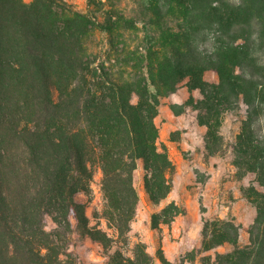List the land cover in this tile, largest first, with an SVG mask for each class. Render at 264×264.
<instances>
[{
    "label": "trees",
    "instance_id": "obj_1",
    "mask_svg": "<svg viewBox=\"0 0 264 264\" xmlns=\"http://www.w3.org/2000/svg\"><path fill=\"white\" fill-rule=\"evenodd\" d=\"M121 1L79 11L65 0H0V264H84L68 250L75 239L98 243L105 264H154L143 242L127 248L134 172L140 164L151 205L171 192L175 165L155 118L181 85L200 97L171 110L196 111L206 156L226 152L223 114L239 117L232 165L237 180L251 177L241 192L255 217L245 243L240 225L216 217L203 221L198 248L157 258L264 264V0H131L140 23ZM97 170L102 205L90 218L78 197L91 202ZM184 212L169 202L151 228Z\"/></svg>",
    "mask_w": 264,
    "mask_h": 264
},
{
    "label": "rangeland",
    "instance_id": "obj_2",
    "mask_svg": "<svg viewBox=\"0 0 264 264\" xmlns=\"http://www.w3.org/2000/svg\"><path fill=\"white\" fill-rule=\"evenodd\" d=\"M65 1L79 11L86 10L87 0ZM119 7L140 23L139 7L135 2L122 0ZM100 16L101 14L98 13V17ZM138 25L140 27V24ZM131 39L133 41L130 43L133 44L138 41L134 36H131ZM204 78L210 82L217 80L213 72H206ZM190 96L194 99L200 97L198 91L189 92L184 85H181L175 93L161 99L155 118L159 131L158 141L166 146L168 155L175 165L173 186L169 195L158 205H151L142 189L140 164L134 172V186L139 194V202L131 222L127 248H131L138 241L143 242L146 251L153 256L154 264H160L156 254L157 249H161L165 258L174 263L180 254L198 248L203 221L216 217L232 219L240 225L239 241L245 243L247 229L255 217V208L241 192V187L250 184L251 177L247 175L237 180L232 165L230 145L239 131V117L233 111L223 114L220 133L223 136L226 152L221 156H206L203 150L205 128L198 124L196 111L186 108L183 113L174 114L171 110L172 105H181ZM260 132L264 135V117L260 121ZM100 179L101 174L97 170L91 182V202H86L82 195L78 197L85 203L86 214L90 218L92 211L101 208L102 205ZM172 201L184 209V214L175 216L169 225L160 224L159 228L153 230L150 225L151 215L160 212ZM101 225L104 227V222H101ZM51 227L52 222L47 219V229ZM229 249L228 245H223L206 254L213 256L215 252H225ZM68 250L84 264H105L106 257L101 246L89 239L82 241L75 239Z\"/></svg>",
    "mask_w": 264,
    "mask_h": 264
}]
</instances>
